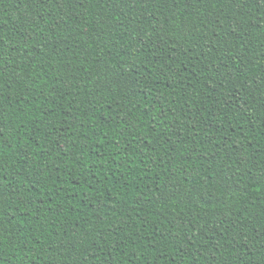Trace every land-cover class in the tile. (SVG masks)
<instances>
[{
	"label": "trees",
	"instance_id": "16d2710c",
	"mask_svg": "<svg viewBox=\"0 0 264 264\" xmlns=\"http://www.w3.org/2000/svg\"><path fill=\"white\" fill-rule=\"evenodd\" d=\"M0 264H264V0H0Z\"/></svg>",
	"mask_w": 264,
	"mask_h": 264
}]
</instances>
